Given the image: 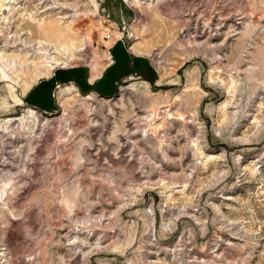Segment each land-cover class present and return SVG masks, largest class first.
Here are the masks:
<instances>
[{"label": "rangeland", "instance_id": "rangeland-1", "mask_svg": "<svg viewBox=\"0 0 264 264\" xmlns=\"http://www.w3.org/2000/svg\"><path fill=\"white\" fill-rule=\"evenodd\" d=\"M1 6L0 264H264V0Z\"/></svg>", "mask_w": 264, "mask_h": 264}, {"label": "bare ground", "instance_id": "bare-ground-1", "mask_svg": "<svg viewBox=\"0 0 264 264\" xmlns=\"http://www.w3.org/2000/svg\"><path fill=\"white\" fill-rule=\"evenodd\" d=\"M0 8H3V9H4V7H2V6H1ZM31 28H33V27H31ZM42 47H43V45H42ZM46 59H47V58H46ZM20 64H21V63H20ZM50 65H51V64H49L48 62L45 63V65H44V67H43V68H44L43 71L41 70V71L43 72V76L49 74V71H50V68H49V67H50ZM1 72H2V75H3V76H4V75L7 76V75L5 74L4 71H1ZM38 74H39V73H38ZM39 75H40V74H39ZM3 76H2V77H3ZM28 111H29L30 113H32V114L34 113V111H32V110H28ZM9 120H11V119H9Z\"/></svg>", "mask_w": 264, "mask_h": 264}, {"label": "crops", "instance_id": "crops-1", "mask_svg": "<svg viewBox=\"0 0 264 264\" xmlns=\"http://www.w3.org/2000/svg\"><path fill=\"white\" fill-rule=\"evenodd\" d=\"M96 89V88H95ZM40 93V90H35L33 93H31L30 94V99H31V102H32V100L33 99H36L37 98V95ZM103 96H111L112 95V93H111V91H108V92H106V93H101ZM33 104H36V103H34V102H32Z\"/></svg>", "mask_w": 264, "mask_h": 264}]
</instances>
